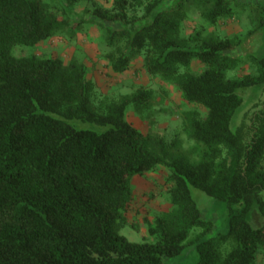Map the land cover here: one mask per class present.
Masks as SVG:
<instances>
[{"label": "trees", "instance_id": "1", "mask_svg": "<svg viewBox=\"0 0 264 264\" xmlns=\"http://www.w3.org/2000/svg\"><path fill=\"white\" fill-rule=\"evenodd\" d=\"M85 3L89 20L72 11ZM256 9L260 28L264 3ZM195 11L201 23L186 33ZM234 13L231 0H0V264H170L191 243L197 264H256L264 252V54L247 45L253 70L229 76L244 41L208 30ZM92 22L114 71L141 60L192 105L181 116L191 145L179 134H144L127 119L129 106L143 113L155 105L153 88L103 93L83 60L13 52L61 33L74 38ZM256 85L262 96L233 125L242 94ZM159 165L169 171L171 207L149 226L155 241H130L120 228L132 179ZM192 187L226 202L227 231L213 232Z\"/></svg>", "mask_w": 264, "mask_h": 264}, {"label": "rangeland", "instance_id": "2", "mask_svg": "<svg viewBox=\"0 0 264 264\" xmlns=\"http://www.w3.org/2000/svg\"><path fill=\"white\" fill-rule=\"evenodd\" d=\"M53 3L64 4V0H49ZM104 5H111L112 0H97ZM235 6V13L231 18L220 22L218 26L208 27L209 31L221 35H238L243 39V44L232 53L243 57L241 65L228 72L229 76L242 75L252 71V64L245 56L248 45L257 56L264 54V24L257 28L259 22L257 3L264 0H231ZM91 6L90 3L77 5L72 8L76 17L85 16L91 19L90 14H83V9ZM82 13V14H81ZM81 14V15H80ZM89 20V19H88ZM201 23L197 11L192 12L185 21L184 31L190 33ZM247 42V44H246ZM108 48L104 41L102 28L96 23L82 25L77 35L70 38L64 33L52 38L42 40L35 45H17L14 47L15 55L37 54L46 57H60L66 62L72 58L83 60L87 65L88 76L92 77L98 90L107 94H118L134 90L140 85L153 88L156 92L155 105L143 113H138L132 106L126 111V116L134 126L144 134L158 133L174 138L177 134L184 138V143L189 146L193 140H187L181 131V116L192 105L187 103L173 85L163 81L160 77L148 74L142 66L141 60H136L124 72L114 71L103 57ZM202 65L195 64V70H200ZM262 85L253 86L243 95V102L236 111L234 124L251 105L262 96ZM168 169L162 165L137 174L132 179L133 196L127 211V222L120 228V233L130 241H155L157 238L149 230L154 224L157 214L171 207L169 200ZM192 194L203 215L213 221V232L227 231L228 207L225 201L216 199L202 190L192 187ZM264 196V191L262 193ZM251 216V215H250ZM249 220L254 224L252 218ZM256 225V224H254ZM199 229H194L188 239H192ZM256 264H264V252H258ZM198 252L195 243L188 244L182 254L169 258L170 264H197Z\"/></svg>", "mask_w": 264, "mask_h": 264}]
</instances>
